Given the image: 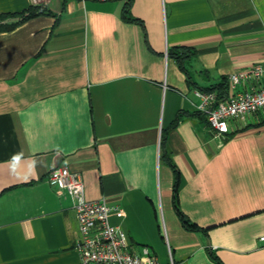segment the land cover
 Here are the masks:
<instances>
[{"label":"crops","instance_id":"crops-1","mask_svg":"<svg viewBox=\"0 0 264 264\" xmlns=\"http://www.w3.org/2000/svg\"><path fill=\"white\" fill-rule=\"evenodd\" d=\"M40 3L51 13L0 31V264L80 263L58 165L161 264H264V111L218 137L196 93L225 99L264 62V0H132L134 19L119 0Z\"/></svg>","mask_w":264,"mask_h":264},{"label":"built area","instance_id":"built-area-1","mask_svg":"<svg viewBox=\"0 0 264 264\" xmlns=\"http://www.w3.org/2000/svg\"><path fill=\"white\" fill-rule=\"evenodd\" d=\"M32 1L34 4L41 2ZM239 85L244 88L238 90ZM196 93L201 99L198 108L210 128L216 136L225 138L230 132L231 119H244L264 111V62L234 72L230 76V94L223 100L215 91L198 89ZM49 181L72 196L79 225L75 242L80 255L79 264H161L148 246L144 245L140 252L135 251L125 230L110 222L113 211L122 212L119 206L110 204L106 198L91 200L86 197V186L79 172L67 165H58L50 171ZM260 240L264 241V235Z\"/></svg>","mask_w":264,"mask_h":264},{"label":"trees","instance_id":"trees-1","mask_svg":"<svg viewBox=\"0 0 264 264\" xmlns=\"http://www.w3.org/2000/svg\"><path fill=\"white\" fill-rule=\"evenodd\" d=\"M131 1L128 0L125 2L126 7H125V16L128 17L129 19H134L130 16V9H131ZM50 10H48L43 3L39 4H33L27 9L19 12H1L0 13V31H8L12 30L15 27H17L19 24L25 22L26 20H29L35 16H38L40 14H50ZM189 51V47L187 46H182L180 48V52L178 53V60L182 63L184 60V54ZM224 84H222L223 86ZM205 91H215L213 88L212 89H207ZM217 93V91H215ZM218 95V94H217ZM220 100H223L218 96ZM176 190V189H175ZM176 194V192H175ZM175 202V207L178 210L177 206V198L174 200ZM180 217L182 219L183 224L190 229L196 228V225L190 223V221L187 219V217L183 214L180 213Z\"/></svg>","mask_w":264,"mask_h":264}]
</instances>
